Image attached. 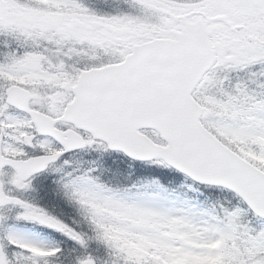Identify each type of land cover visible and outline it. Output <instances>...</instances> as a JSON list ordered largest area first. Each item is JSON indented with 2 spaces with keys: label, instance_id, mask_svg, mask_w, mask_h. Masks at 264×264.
I'll use <instances>...</instances> for the list:
<instances>
[{
  "label": "snow or ice",
  "instance_id": "snow-or-ice-1",
  "mask_svg": "<svg viewBox=\"0 0 264 264\" xmlns=\"http://www.w3.org/2000/svg\"><path fill=\"white\" fill-rule=\"evenodd\" d=\"M0 264H264V0H0Z\"/></svg>",
  "mask_w": 264,
  "mask_h": 264
}]
</instances>
